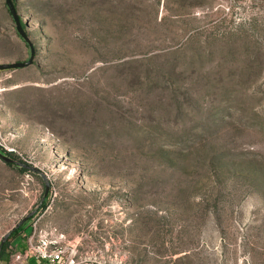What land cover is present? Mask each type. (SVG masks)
<instances>
[{"label": "rangeland", "instance_id": "374dc122", "mask_svg": "<svg viewBox=\"0 0 264 264\" xmlns=\"http://www.w3.org/2000/svg\"><path fill=\"white\" fill-rule=\"evenodd\" d=\"M15 2L0 149L50 187L0 158V244L33 212L13 251L37 223L89 264H264V0ZM30 53L0 0V63Z\"/></svg>", "mask_w": 264, "mask_h": 264}, {"label": "built area", "instance_id": "2783aa9c", "mask_svg": "<svg viewBox=\"0 0 264 264\" xmlns=\"http://www.w3.org/2000/svg\"><path fill=\"white\" fill-rule=\"evenodd\" d=\"M13 250L10 247L7 249L13 261L11 264H89L90 262V258L78 254L75 244L66 242L65 234L56 227L51 230L43 229L38 227L37 223L34 224L26 248ZM0 264H2L1 259Z\"/></svg>", "mask_w": 264, "mask_h": 264}, {"label": "water", "instance_id": "95a60500", "mask_svg": "<svg viewBox=\"0 0 264 264\" xmlns=\"http://www.w3.org/2000/svg\"><path fill=\"white\" fill-rule=\"evenodd\" d=\"M6 3H7V7L9 9V11L11 12L12 16H13V19L16 23V29H17V32L19 34V36L24 40L26 41L30 48H31V53H30V57L28 60L26 61H16V62H7V63H0V70H4V69H9V68H20V67H27L29 65H31L34 60H35V56H36V50L33 46V43L29 37V32L27 30V28L23 25L22 23V20H21V16L18 12V9H17V6L15 4V1L14 0H6ZM0 158H2L3 160L7 161V162H12V163H16L18 166L20 167H24L32 172H35V173H38V174H41L46 180H47V183H46V191H45V194L43 196V199L42 201L45 200L46 198V195L48 193V189L50 187V182L48 181V177L47 175L38 167L32 165V164H28V163H25V162H21V161H18L14 158H12L9 154L3 152L1 149H0ZM33 212H31L29 215H27L26 217H24L18 225H16L12 231L15 229V228H18L19 226H21L24 221H26L28 219L29 216L32 215ZM11 231V232H12ZM11 232H9L8 234H6V236L4 237V239L2 240L1 244H0V253H1V250H2V247H3V244L5 243V241L9 238Z\"/></svg>", "mask_w": 264, "mask_h": 264}, {"label": "trees", "instance_id": "16d2710c", "mask_svg": "<svg viewBox=\"0 0 264 264\" xmlns=\"http://www.w3.org/2000/svg\"><path fill=\"white\" fill-rule=\"evenodd\" d=\"M14 1H15V0H14ZM15 4H16V2H15ZM22 23H23V21H22ZM23 25H24V23H23ZM24 26H25V25H24ZM1 150L4 151V152L7 153V154H10V152H8L7 150H5V149H3V148H2ZM23 168H24V167H23ZM24 170H26V171H30V170H28V169H26V168H24ZM46 206H47V201L45 200V201L42 203L41 208L44 209ZM23 229H24V224L21 225V226H19L18 228H15V229L11 232L9 238H8V239L5 241V243L3 244V247H2V250H1V253H0V259L2 258V256L4 255V253L7 252V249L10 247V245H11V239L15 238L20 232L24 231Z\"/></svg>", "mask_w": 264, "mask_h": 264}, {"label": "crops", "instance_id": "0c3cea01", "mask_svg": "<svg viewBox=\"0 0 264 264\" xmlns=\"http://www.w3.org/2000/svg\"><path fill=\"white\" fill-rule=\"evenodd\" d=\"M8 256L10 257V254H8V252H5L4 255H3L2 258H1L2 263H5V262H8V263H9V262H10V260H7V261H6V260L4 259V258H6V257H8Z\"/></svg>", "mask_w": 264, "mask_h": 264}]
</instances>
